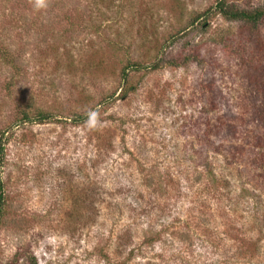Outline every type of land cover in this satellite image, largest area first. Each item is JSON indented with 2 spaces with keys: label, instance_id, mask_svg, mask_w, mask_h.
Masks as SVG:
<instances>
[{
  "label": "rangeland",
  "instance_id": "rangeland-1",
  "mask_svg": "<svg viewBox=\"0 0 264 264\" xmlns=\"http://www.w3.org/2000/svg\"><path fill=\"white\" fill-rule=\"evenodd\" d=\"M215 4L0 0V264H264V21Z\"/></svg>",
  "mask_w": 264,
  "mask_h": 264
},
{
  "label": "trees",
  "instance_id": "trees-1",
  "mask_svg": "<svg viewBox=\"0 0 264 264\" xmlns=\"http://www.w3.org/2000/svg\"><path fill=\"white\" fill-rule=\"evenodd\" d=\"M211 14L212 16H222L224 19L229 20V21H235V22H244V23H251V24H258L264 21V5L259 6V7H255V8H245L243 6H241L240 4H238L237 2H232L231 0H216V4L213 5L212 7H210L209 9H207L206 11H204L203 13H194L190 19V22L187 26V28L189 27H193V26H198L201 24L202 27H204V29H207L208 27V17ZM203 16H206L205 20L202 21L201 18ZM201 20V21H200ZM210 26V25H209ZM4 55H6L9 60L11 62H13V56L12 54L5 49L4 51ZM133 65L135 67H138L139 65L137 63H133ZM162 66L161 62H158L156 64L150 65V67L153 70H157ZM124 78L127 79V75H124ZM51 115L47 112L44 111H38V114L36 116L37 120L40 121H46L51 119L50 117ZM89 117V115H88ZM88 117H84L81 115L76 116L75 120L78 121V119L80 118L81 121L86 120ZM23 118L24 121H31L32 118L34 117H30L29 113L24 111L23 112ZM91 118V115H90ZM35 120V119H34ZM3 138V136H2ZM2 138L0 139V148L3 153L4 151V142L2 140ZM3 205H4V187L3 184L0 183V219L2 217V210H3ZM155 238H157V236H153Z\"/></svg>",
  "mask_w": 264,
  "mask_h": 264
},
{
  "label": "clouds",
  "instance_id": "clouds-1",
  "mask_svg": "<svg viewBox=\"0 0 264 264\" xmlns=\"http://www.w3.org/2000/svg\"><path fill=\"white\" fill-rule=\"evenodd\" d=\"M35 6L37 8L47 7V0H35Z\"/></svg>",
  "mask_w": 264,
  "mask_h": 264
}]
</instances>
